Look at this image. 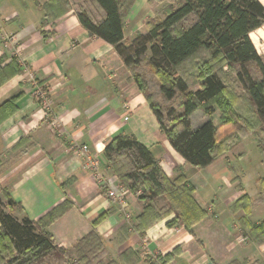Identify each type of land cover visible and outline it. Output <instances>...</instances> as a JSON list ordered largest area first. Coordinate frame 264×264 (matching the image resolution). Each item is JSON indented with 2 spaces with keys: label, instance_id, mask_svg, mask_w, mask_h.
Masks as SVG:
<instances>
[{
  "label": "crops",
  "instance_id": "0c3cea01",
  "mask_svg": "<svg viewBox=\"0 0 264 264\" xmlns=\"http://www.w3.org/2000/svg\"><path fill=\"white\" fill-rule=\"evenodd\" d=\"M132 17L127 15L126 26ZM43 22L34 0H0V74L15 71L0 83V189L18 204L13 206L16 218L36 221L67 199L73 207L47 228L59 248H71L95 230L118 264H125L120 255L126 250L138 253L137 264H264V242L256 244L247 235L260 222L249 220L258 210V186L251 195L235 188L240 183L227 172V155L203 169L188 165L160 131L114 48L90 36L73 10ZM137 33L124 40L130 42ZM33 79L49 90L47 112L35 102ZM120 134L144 145L169 179L182 174L196 188L193 198L206 216L192 234L181 225L167 226L174 217L170 214L140 236L138 217L145 204L139 194L125 196L129 218L107 197V184L120 183L103 149ZM82 145L98 161L97 177L78 153ZM204 188L207 196H200ZM245 195L250 201L235 208ZM163 205L156 202L158 208Z\"/></svg>",
  "mask_w": 264,
  "mask_h": 264
},
{
  "label": "trees",
  "instance_id": "16d2710c",
  "mask_svg": "<svg viewBox=\"0 0 264 264\" xmlns=\"http://www.w3.org/2000/svg\"><path fill=\"white\" fill-rule=\"evenodd\" d=\"M162 0H148L156 6ZM135 0H44L35 6L43 12L44 22L54 21L73 10L79 24L90 36L110 44L130 72L134 82L154 114L169 145L195 169L209 166L230 151L237 141L252 135L264 154V61L253 44L264 39V6L259 0H178L169 5L163 19L147 20L146 33L124 40L126 16ZM263 26V28H261ZM255 39V40H254ZM252 41V42H251ZM227 64L233 71L243 97L252 108L260 136L244 110L236 107L235 88L225 84L221 70ZM146 69L158 82V97L167 102L178 100L179 110L162 106L149 89ZM14 69L0 74V83ZM195 84L198 88L191 89ZM11 103V100L5 104ZM220 110L222 128L230 132L220 136V127L210 116L212 106ZM201 109L204 119L192 129L191 116ZM19 143V142H18ZM103 154L111 173L129 192L138 191L145 205L138 217V232L160 219L174 214L169 227L183 226L190 234L206 216L193 198L196 188L180 174L169 179L151 152L132 135L120 134L109 141ZM264 195V178L256 182ZM5 212L0 207V264H49L60 259L68 264H118L109 258L95 230L79 239L71 248H59L47 228L73 207L64 200L36 221L18 220L12 215L14 202L0 189ZM162 200L161 208L156 202ZM250 201L245 195L236 204ZM0 204L2 202L0 201ZM3 205V204H2ZM98 217L93 225L101 221ZM256 244L264 242V220L253 224L247 234ZM125 264H137L138 253L126 250L120 255ZM228 264H248L233 260Z\"/></svg>",
  "mask_w": 264,
  "mask_h": 264
},
{
  "label": "rangeland",
  "instance_id": "374dc122",
  "mask_svg": "<svg viewBox=\"0 0 264 264\" xmlns=\"http://www.w3.org/2000/svg\"><path fill=\"white\" fill-rule=\"evenodd\" d=\"M74 1V0H73ZM178 0H162L161 3H157V5L151 6L146 2L145 4H141L142 0H135V8L131 7L129 10V13H134L136 17H132L130 19V23L126 26L124 25V37H130L132 36L136 31H139L141 33H146V21L147 20H160L164 17V12L167 9V6L172 5L175 6V3ZM259 2L264 6V0H259ZM134 5V4H133ZM132 5V6H133ZM127 14V15H128ZM150 15L146 18V16ZM127 17V16H126ZM139 20L136 21L135 20ZM263 28V26L261 27ZM264 30V28H263ZM139 34V33H137ZM255 40V39H254ZM252 42V41H251ZM257 53L263 58L264 61V39H258L257 43L253 44ZM221 70L223 72V76L225 78V84L229 88H235V93L239 97V99L236 101V107L244 110L245 114H247L248 118L250 119V122L254 125V128L252 129V133L255 132L258 136H260V129L262 128L257 120L254 118V115L251 114L252 108L250 104L247 102V100L243 97V92L240 89L239 83L236 81V77L231 70V68L227 64H222ZM147 72V69H146ZM146 77L149 79V89L152 95L158 100L160 97H158V82L155 78H153L149 72L146 73ZM198 88V85L195 84L191 89ZM159 102L162 106H172L175 108L176 111L179 110V103L177 99H174L170 102H167L163 99H159ZM212 115L210 118L212 119L213 123L220 127L221 126V113L218 107L215 105L212 106ZM203 111L201 109H198L195 111L191 116V123H192V129L196 128L199 123L204 119ZM231 127H220L219 134L220 136H224L227 132V134L230 132ZM264 145V144H263ZM227 155L224 159L225 166L227 168V172L230 173L232 177H234V180H239L240 185H236L235 188H243V190L251 195L253 191L258 190L256 182L258 179L264 178V154L261 152V150L257 147L255 138L252 135H246L242 138H240L237 143L233 147H231L230 151H228L226 154H224L222 157ZM220 158V157H219ZM218 159V158H216ZM196 180V178H195ZM138 194L141 193V191L137 192ZM205 193V196H207V192L204 190L201 191L200 196H202ZM0 201L2 204H0V207L5 211L8 212V209L5 207V199L0 195ZM257 204V209L253 215L249 218V220L253 221H261L264 219V195L258 194V198L255 201ZM12 209L15 211V208L12 207ZM218 209L216 206H214V211H217ZM12 213L14 217L15 213ZM49 264H66L63 262V260L60 259H50L48 260ZM68 264V263H67Z\"/></svg>",
  "mask_w": 264,
  "mask_h": 264
},
{
  "label": "built area",
  "instance_id": "2783aa9c",
  "mask_svg": "<svg viewBox=\"0 0 264 264\" xmlns=\"http://www.w3.org/2000/svg\"><path fill=\"white\" fill-rule=\"evenodd\" d=\"M33 83V96L35 99L36 104L44 111H48L50 109V93L48 88H46L43 85H40L38 82H36L34 79L32 81ZM125 120L127 118H124ZM58 130L61 129L59 123L55 124L54 126ZM78 153L83 156L85 160L86 167L88 170H90L94 176L97 177L98 175V161L92 156L89 152V149L87 146L82 145L78 148ZM108 190H107V197L112 200L117 202L120 207L124 210L125 212V217L129 218V213L126 211L127 209V202L125 201V196L128 192V190L122 186L121 184L115 185L112 182H109L107 184Z\"/></svg>",
  "mask_w": 264,
  "mask_h": 264
}]
</instances>
